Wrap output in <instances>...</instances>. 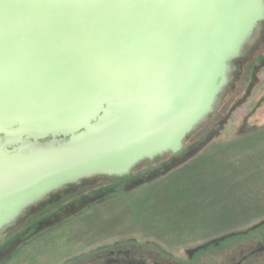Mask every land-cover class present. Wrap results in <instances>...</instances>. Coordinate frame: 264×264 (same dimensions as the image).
Instances as JSON below:
<instances>
[{"label":"water","instance_id":"95a60500","mask_svg":"<svg viewBox=\"0 0 264 264\" xmlns=\"http://www.w3.org/2000/svg\"><path fill=\"white\" fill-rule=\"evenodd\" d=\"M261 23L264 0H0V239L67 186L196 156Z\"/></svg>","mask_w":264,"mask_h":264},{"label":"rangeland","instance_id":"374dc122","mask_svg":"<svg viewBox=\"0 0 264 264\" xmlns=\"http://www.w3.org/2000/svg\"><path fill=\"white\" fill-rule=\"evenodd\" d=\"M254 64L248 94L235 97L222 131L196 156L52 226L0 264H64L127 240L179 256L264 221V56ZM185 231L193 235L180 238Z\"/></svg>","mask_w":264,"mask_h":264},{"label":"flooded vegetation","instance_id":"af4514ba","mask_svg":"<svg viewBox=\"0 0 264 264\" xmlns=\"http://www.w3.org/2000/svg\"><path fill=\"white\" fill-rule=\"evenodd\" d=\"M262 56L264 23L257 26L253 41L246 48L242 59L234 65L232 85L222 96L216 113L184 144L182 153L196 147L216 128L218 131L216 136L222 131L223 127L218 128L220 122L223 126L227 122L235 106L234 102L240 100V98L236 100L235 97L240 93L242 96L248 94V87L257 68V64L254 63L258 60L260 63ZM203 128H206L205 131ZM181 155L176 157L167 155L153 163L145 162L125 178L96 177L81 181L77 185L67 186L48 196L35 208L27 211L14 229L2 235L0 258L25 247L29 241L52 226L83 213L117 192L124 191L125 187L145 181L146 178L171 165L174 159ZM262 228L264 224L259 223L245 231H234L219 238H210L199 246L182 251L179 256L163 251L156 245L141 244L133 240L119 241L90 254L73 258L64 264H264V230H260ZM192 235V232L185 231L180 234V238Z\"/></svg>","mask_w":264,"mask_h":264},{"label":"trees","instance_id":"16d2710c","mask_svg":"<svg viewBox=\"0 0 264 264\" xmlns=\"http://www.w3.org/2000/svg\"><path fill=\"white\" fill-rule=\"evenodd\" d=\"M206 128H203V130L205 131Z\"/></svg>","mask_w":264,"mask_h":264}]
</instances>
